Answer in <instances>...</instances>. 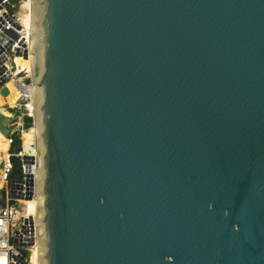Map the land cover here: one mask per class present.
Masks as SVG:
<instances>
[{"label":"water","instance_id":"1","mask_svg":"<svg viewBox=\"0 0 264 264\" xmlns=\"http://www.w3.org/2000/svg\"><path fill=\"white\" fill-rule=\"evenodd\" d=\"M33 6L40 264H264V0Z\"/></svg>","mask_w":264,"mask_h":264},{"label":"built area","instance_id":"2","mask_svg":"<svg viewBox=\"0 0 264 264\" xmlns=\"http://www.w3.org/2000/svg\"><path fill=\"white\" fill-rule=\"evenodd\" d=\"M13 1L0 0V91L6 88L9 95L7 84L12 81L20 105L23 99L29 100V92L25 89L30 85L26 84L29 80L27 74L18 75L15 60L28 58L29 46L17 21L7 11V6ZM10 31L17 38L10 35ZM21 105L10 107L5 103L0 106V114L13 111L15 118L10 136L5 137L8 149L0 159V264H30L32 250L37 244L35 219L20 214V202L30 192L33 193V187L28 189L27 185H34L36 173L35 155L26 153L23 148V134L26 131L23 128V117L27 115V111ZM22 109L24 112L20 113ZM16 142H19L20 150L15 152ZM14 159L19 162L18 172L14 168Z\"/></svg>","mask_w":264,"mask_h":264},{"label":"bare ground","instance_id":"3","mask_svg":"<svg viewBox=\"0 0 264 264\" xmlns=\"http://www.w3.org/2000/svg\"><path fill=\"white\" fill-rule=\"evenodd\" d=\"M23 10H25V13L21 14V18L17 21V23L22 26L23 28L28 30V33L24 32L25 38L27 39L28 46H29V55L28 58L22 59V58H17L15 60V63L17 65V69L19 70L18 75L27 74L30 79H32V70H33V65L34 63L38 62L37 56L35 53V49L37 47V35L35 31H33V20H34V6H33V0H27L23 2V5L21 6ZM21 9V10H22ZM24 12V11H22ZM28 36V37H27ZM14 83L11 81L7 84L8 89L10 90V94L6 96H1L0 95V105H4L5 103L8 104L10 107L14 106H20L18 102V95L14 93ZM15 86V85H14ZM29 92V97L30 101L27 103H23L21 106H24L27 111V116L33 115L35 119V125L32 126L31 128L27 129L24 131L23 134V148L26 153H32L30 155H35L36 158L39 157L40 161V146H39V126L37 124V106L39 104V92L37 90V85L31 83L30 87L28 88ZM26 101L23 99V102ZM8 149V144L6 140L2 143H0V153L6 152ZM40 169L37 175H35L34 178V185L32 184L27 185L28 189H32L33 187V193L30 192L29 194H32L31 199H28L27 197L24 199V201L20 202V205H22V210L21 213L24 217H33L36 222V230L38 233V230L40 234L42 233L41 231V223L40 217H41V205L42 201L39 198V190L38 188L41 186L40 184ZM32 191V190H31ZM39 222V223H38ZM40 245V243H39ZM38 241L36 246L32 250V257L30 260V264H40V259H39V248H38Z\"/></svg>","mask_w":264,"mask_h":264},{"label":"rangeland","instance_id":"4","mask_svg":"<svg viewBox=\"0 0 264 264\" xmlns=\"http://www.w3.org/2000/svg\"><path fill=\"white\" fill-rule=\"evenodd\" d=\"M24 1H27V0H14L13 2L10 3V5L7 6L8 8L6 7L9 15L13 17L14 21H18L21 18L20 17L21 14L23 16V14L25 13V10H23L22 7H21L23 5ZM22 11H24V12H22ZM17 26L19 27L20 32H21V29H22L23 33L24 32L26 33V31L28 33V30L23 28L22 26H20L18 23H17ZM28 79L31 80L30 77ZM29 85H31V83ZM30 98L31 97H29L28 101H24L21 104L29 102ZM0 106H2V105H0ZM22 112H24V109H22L20 111V113H22ZM14 122H15V118H14V112L13 111H8L7 114H0V143L2 141L6 140L5 137L10 136V134H11V132L13 130L11 128V125ZM1 156H0V159H1Z\"/></svg>","mask_w":264,"mask_h":264},{"label":"trees","instance_id":"5","mask_svg":"<svg viewBox=\"0 0 264 264\" xmlns=\"http://www.w3.org/2000/svg\"><path fill=\"white\" fill-rule=\"evenodd\" d=\"M14 148H15V152L20 150L19 142H16L15 143ZM14 166H15L14 167L15 168V171L18 172L20 166H19L18 160H16V159H14Z\"/></svg>","mask_w":264,"mask_h":264},{"label":"crops","instance_id":"6","mask_svg":"<svg viewBox=\"0 0 264 264\" xmlns=\"http://www.w3.org/2000/svg\"><path fill=\"white\" fill-rule=\"evenodd\" d=\"M4 141H2V143H3ZM2 155V153H0V156ZM2 157V156H1Z\"/></svg>","mask_w":264,"mask_h":264}]
</instances>
